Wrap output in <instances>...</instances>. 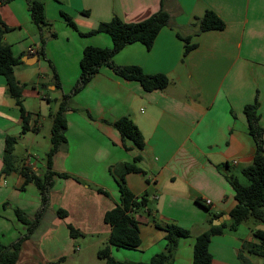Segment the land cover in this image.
Wrapping results in <instances>:
<instances>
[{"label": "crops", "instance_id": "1", "mask_svg": "<svg viewBox=\"0 0 264 264\" xmlns=\"http://www.w3.org/2000/svg\"><path fill=\"white\" fill-rule=\"evenodd\" d=\"M29 1L0 0V17L7 28H2V39L20 59L15 76L25 85L24 107L32 115L30 126L36 128V132L23 133L21 113L8 94L6 79L0 76V244L8 246L27 233L15 209L31 220L42 210L40 190L25 180L22 171L39 177L45 174V157L33 154L39 145L37 134L44 122L52 127L50 115L77 83L84 49L112 47L107 34L80 33L114 18L139 23L163 7L170 21L153 46L128 45L112 61L120 67L138 66L147 75H166L169 85L147 92L139 82L123 79L103 65L70 99L65 114L67 142L55 154L52 167L55 173L70 177H53L39 225L23 241L16 264H60L72 259L79 251L80 237L106 245L111 227L104 216L120 198L110 169L132 162L137 155L142 158L138 166L143 172L129 173L125 179L135 196L148 194L149 199L147 208L134 213L142 243L129 251L140 256L120 253L113 246L112 256L147 262L165 247L166 232L156 225L176 224L191 236L179 240L172 264H193L196 237L211 225L231 221L237 201L226 173L245 184L243 170L256 154L245 107L258 103L259 124L264 129V0H42L55 37L33 23ZM206 11L216 13L225 28L198 33L196 19ZM62 14L71 18L77 30ZM42 35L46 58L39 55ZM179 36L197 44L185 58ZM122 117L139 128L143 150L123 141L114 126ZM7 137L17 139L15 169L4 173ZM59 209L67 212L66 218L58 216ZM223 216L230 218L217 225ZM68 225L81 236L72 238ZM257 231L264 233V224L250 218L236 230L227 227L213 236L212 264H245L244 259L257 264L254 258L259 256L249 253L251 246L260 243Z\"/></svg>", "mask_w": 264, "mask_h": 264}, {"label": "trees", "instance_id": "2", "mask_svg": "<svg viewBox=\"0 0 264 264\" xmlns=\"http://www.w3.org/2000/svg\"><path fill=\"white\" fill-rule=\"evenodd\" d=\"M29 11L31 19L41 30H52V25L45 17V4L42 0H30ZM85 14H88L87 12ZM68 25L77 30L76 25L71 18L62 14ZM199 25V32L206 31H221L225 28V22L213 11H206L204 15L197 18ZM170 21L169 14L163 7L153 16L139 23L128 24L121 21L119 18H114L111 22L101 23L96 29L88 33H80L82 36H93L96 34H107L112 40L111 48L100 47H86L83 51L80 60V76L73 89L72 95L79 92L86 87L90 81L98 74L101 66L106 65L110 67L119 77L137 81L141 84L143 89L147 92L164 90L169 85L170 81L166 75H147L138 66L120 67L113 63L114 56L123 50L126 46L140 43L147 49H150L155 39L157 38L161 29L168 25ZM7 28L0 17V76H3L7 82L8 94L15 99L16 105L21 113L23 120V133L32 130L36 132L34 126H30L32 118L31 113L27 112L24 107L23 90L25 85L21 84L15 76V68L19 65L20 59L16 57L10 45L6 44L3 39V32ZM51 36L56 34L51 31ZM179 38L184 42L183 57L185 58L197 44H189L188 38ZM46 38L41 36V49L39 55L46 58L45 55ZM57 80V77L55 75ZM58 86V84H57ZM72 96L65 95L59 102V108L56 112L50 115L52 119L51 127V147L45 155L46 172L42 177L37 176L29 170H23L22 174L27 182H33L38 187L42 196V210L31 220L27 218L26 214L20 210L15 209V213L23 224L28 229L25 236L19 238L16 242L5 246L0 244V264H16L19 258L21 245L25 239L33 232L39 225V221L43 210L46 208L49 192L53 185V177L69 178L68 174L55 173L52 170L53 158L59 151L61 145L67 142L65 132L67 130L66 112L70 109L69 102ZM258 103L245 107V114L249 125L250 135L256 142V154L253 158L252 164L243 170V175L247 179V184L240 183L235 177L226 173L227 180L233 188L236 206L230 212L231 221L223 223L220 226H210L209 230L203 232L196 237L194 245V260L193 264H212L213 256L210 252L211 238L215 235L223 233L225 228L236 230L244 221L252 218L264 224V129L259 124ZM114 126L120 132L124 142H131L133 148L141 151L145 147V142L139 128L128 117H122L116 122ZM17 143L16 137H7L5 141L4 151V173H8L15 169L14 148ZM126 150H130L126 144ZM141 156L134 157L132 162L121 164L117 167L111 168V174L114 177L119 191V202L113 209L106 212L104 216L105 224L111 227V233L108 243L104 248L97 253L99 259L105 261L106 264H172L175 250L181 238H188L191 232L188 229L182 228L176 224H167L161 226L157 224L158 228L165 230V247L161 253L154 255L147 262H129L118 261L111 254V247L122 248L127 250H137L141 246V236L139 222L135 219L134 213L147 208L149 204L148 194L142 196H135L126 184V175L129 173L143 172L139 168L138 163L141 161ZM228 168V165L224 166ZM100 193L106 192L98 190ZM198 204L202 205L200 201ZM204 206V205H203ZM204 208L209 209L204 206ZM58 216L66 218L67 212L59 209ZM70 235L72 238H78L81 233L72 225H68ZM260 243L251 246L249 253L259 256L264 259V233L257 231L255 233ZM65 258L59 260L64 261ZM245 264H251L247 259H244Z\"/></svg>", "mask_w": 264, "mask_h": 264}, {"label": "rangeland", "instance_id": "3", "mask_svg": "<svg viewBox=\"0 0 264 264\" xmlns=\"http://www.w3.org/2000/svg\"><path fill=\"white\" fill-rule=\"evenodd\" d=\"M53 30L55 31V28H53ZM75 85L72 86L71 89H69L67 93V95L72 96V99L74 98V96L79 95L78 92L77 94L72 95ZM52 108L55 109V104H52ZM47 122H50V121H47ZM37 135H38L37 140L39 142V145L37 144L34 146L33 154L43 160L49 148L51 147V125L49 123L44 122L43 126L41 127V131ZM22 150L25 151V146L24 147L22 146ZM247 183L248 182H246V179H245V184ZM77 242H78L77 246L79 247V251L75 255H73L72 259L71 257H69L67 260H65L64 262L60 264H106L104 260L99 259L97 256V252L100 249L104 248L105 245L99 242H96V240L91 239L90 237H85V238L80 237L78 238ZM118 250L120 251V253H123V254L133 253L132 251L122 249V248ZM132 255L140 256V254H135V253ZM117 256L122 258V256L120 255H117ZM254 259L257 262V264H264L263 258L255 257ZM118 261H125V259L118 260ZM126 261L133 262L130 260H126Z\"/></svg>", "mask_w": 264, "mask_h": 264}, {"label": "water", "instance_id": "4", "mask_svg": "<svg viewBox=\"0 0 264 264\" xmlns=\"http://www.w3.org/2000/svg\"><path fill=\"white\" fill-rule=\"evenodd\" d=\"M227 218L229 219L230 217H224V216L223 217H219L218 220H217V225L223 223L225 221V219H227Z\"/></svg>", "mask_w": 264, "mask_h": 264}, {"label": "built area", "instance_id": "5", "mask_svg": "<svg viewBox=\"0 0 264 264\" xmlns=\"http://www.w3.org/2000/svg\"><path fill=\"white\" fill-rule=\"evenodd\" d=\"M30 51L33 52V53H36V51L34 49H31ZM234 164H237V162L234 161ZM209 204H210V201H207V205H209Z\"/></svg>", "mask_w": 264, "mask_h": 264}]
</instances>
